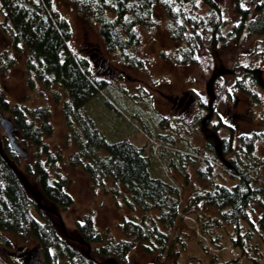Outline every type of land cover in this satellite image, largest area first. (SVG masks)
Here are the masks:
<instances>
[{
  "label": "trees",
  "instance_id": "16d2710c",
  "mask_svg": "<svg viewBox=\"0 0 264 264\" xmlns=\"http://www.w3.org/2000/svg\"><path fill=\"white\" fill-rule=\"evenodd\" d=\"M66 2L81 18L97 24L107 51L119 53L127 63L143 64L131 52L141 40L138 28L158 25L154 18L156 7L168 20L166 30L172 40L183 42L178 48L180 65H199V52L204 46L210 45L215 49L219 43L230 38L240 41L245 34L264 37V0H232L237 22H230L224 17L223 8L216 0ZM0 13L3 17L0 29L9 40V46L0 52V73L13 67L17 54H24L30 88L38 82L44 88L59 85L66 90L68 98L61 105V113L65 139L75 146L69 155L70 166H80L88 174L93 187L105 186L110 180L112 192L119 194L117 186H121L128 195L127 198L123 196L127 207L137 209L140 214L139 220L123 219L119 223L124 237L117 241L97 230L90 215L76 222L79 240L60 236L57 232L58 224L61 225L60 216L49 211L26 185V178L33 177L47 201L62 209L73 204L72 197L65 190L71 179L59 170L63 154L57 147L50 149L45 141L53 134L51 112L45 106L10 105L0 87V112L8 114L7 118L17 128L14 133L17 143L21 147H29L33 156V163L20 172L15 167L18 155L3 139L0 147V248H11L8 234L15 235L22 242L34 240L32 247L24 245L17 248L24 264H104V258L124 264L137 243L146 253H162L170 241L168 228L180 214L181 184L153 177L149 171L151 158L144 154L142 147L127 139L109 141L96 128L93 120L83 113L84 105L109 85L112 74L105 71L103 75L99 73L100 68H97L96 60H92V53L86 56L80 51L74 53L70 50L71 26L54 8L52 0H0ZM255 74L253 68L244 67L242 77L235 81V87L252 106H259L261 96L255 91L258 85ZM55 96L57 98L58 93ZM196 98L200 106H205L202 99L197 95ZM217 118L220 121V116L216 114ZM210 121L208 116L203 124ZM157 125L163 131L171 126L170 119L159 116ZM222 126L221 122L213 123L208 129L202 126L205 146L194 148V156L198 151L202 156L203 164L195 168L202 185L199 189L193 186L183 210L203 204L214 208L217 213L209 217L213 227L222 223L237 227L239 221H244L253 227L248 229L247 237L255 231L263 236L264 185L258 183L257 172L264 173V153L257 157L255 151L259 142L263 143L264 151V130L239 134L235 148L233 129L228 137H217V131ZM158 135L160 140H170L163 132ZM174 150L169 152L173 151L180 159L182 151ZM218 161L235 183L226 185L212 179L214 165ZM185 183H189L188 178ZM256 206L259 210L257 223L250 217L256 212ZM235 236L232 244L242 246L245 238L239 233ZM78 244L88 249L92 244H99V247H91L84 255Z\"/></svg>",
  "mask_w": 264,
  "mask_h": 264
},
{
  "label": "rangeland",
  "instance_id": "374dc122",
  "mask_svg": "<svg viewBox=\"0 0 264 264\" xmlns=\"http://www.w3.org/2000/svg\"><path fill=\"white\" fill-rule=\"evenodd\" d=\"M216 1L222 6L224 17L230 22H237L232 0ZM52 5L71 26V38L68 41L70 50L74 53L82 52L86 56L92 53V60L101 55L108 63L106 74H112L108 80L109 85L84 105L83 113L93 120L96 128L109 141L127 139L142 147L144 154L151 158L149 171L153 177L181 184L180 214L168 228L170 241L166 249L162 253L158 251L149 254L137 243L128 253L124 264H264V234L261 236L259 231H255L247 237L248 229L253 228L247 222L239 221L238 228L227 223L213 227L209 217L216 216L214 208L202 204L195 208L189 207L188 211L183 210L193 186L199 189L202 185L195 172L196 166L203 164L200 151L194 156V148L205 146L202 126L208 129L213 123L221 122L223 126L218 129L217 137H228L233 129L235 148L239 134L264 130V37L245 34L240 41L230 38L219 43L215 49L210 45L204 46L199 52V65H180L178 48L183 42L172 40L166 30L168 20L162 10L156 7L154 18L158 25L139 27L141 40L131 52L142 61L140 65L134 61L127 63L119 53L107 51L97 24L77 15L66 0H52ZM2 20L0 13V27ZM8 41L0 29V52L9 46ZM24 58V54H17L13 67L0 73L1 91L10 105L45 106L50 110L53 134L45 141L50 149L57 147L63 154L59 170L71 179L65 190L72 197L73 204L62 209L47 201L33 177H25L27 189L49 211L60 216L61 225L57 226L60 236L79 240L76 222L90 215L97 230L116 241L123 238L119 223L123 219L139 220V212L127 207L123 196L127 198L128 195L121 186H117L119 194L112 192L110 180L106 181L105 186L93 187L88 174L80 166H70L68 159L75 146L65 139L61 113V105L68 98L67 92L59 85L44 88L38 82L30 88ZM247 66L256 72L258 85L255 91L261 96L259 106H252L247 97L235 87L236 79L242 77L243 68ZM55 93H58L57 98ZM196 95L205 106L198 104ZM216 114L220 116V121L216 119ZM7 115L3 114L5 118ZM159 116L169 118L171 126L161 131L157 125ZM208 116L212 122L206 123V126L203 121ZM162 132L170 140H160L158 134ZM3 139L7 141L0 127V147ZM22 147L28 153V158L23 159L18 155L15 167L20 172L24 171L26 165L33 163L31 149ZM172 149L180 153L182 151L180 159L173 151L169 152ZM186 152L193 155L187 156ZM263 153V143L259 142L255 155L261 157ZM214 166V181L226 185L235 183L220 161ZM257 177L258 183L264 185V173L257 172ZM186 178L189 183H185ZM254 210L256 212L251 213L250 217L257 223V206ZM236 233L245 238L242 246L232 244L231 240L236 237ZM8 237L11 238L12 246L8 249L4 246L0 248V264H24L17 248L24 245L32 247L35 241L28 239L22 242L12 234H8ZM78 247L86 255L91 247H99V244H92L89 249L80 244ZM109 259L112 258H104L102 261L104 263Z\"/></svg>",
  "mask_w": 264,
  "mask_h": 264
},
{
  "label": "water",
  "instance_id": "95a60500",
  "mask_svg": "<svg viewBox=\"0 0 264 264\" xmlns=\"http://www.w3.org/2000/svg\"><path fill=\"white\" fill-rule=\"evenodd\" d=\"M0 127L4 131L5 138L7 139L10 148L17 155H20L23 159H27L28 158L27 152L20 147L14 136V133L17 131V128L9 118H5L3 116L2 112H0ZM104 264H119V263L114 259H109L106 262H104Z\"/></svg>",
  "mask_w": 264,
  "mask_h": 264
},
{
  "label": "flooded vegetation",
  "instance_id": "af4514ba",
  "mask_svg": "<svg viewBox=\"0 0 264 264\" xmlns=\"http://www.w3.org/2000/svg\"><path fill=\"white\" fill-rule=\"evenodd\" d=\"M96 65H99V68H100V71H99V73H102V72H107V70H106V68H107V64H106V62L102 59V57L100 58V57H98L97 59H96ZM108 73V72H107Z\"/></svg>",
  "mask_w": 264,
  "mask_h": 264
}]
</instances>
